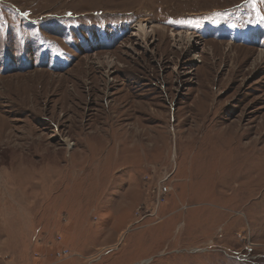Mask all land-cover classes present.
I'll list each match as a JSON object with an SVG mask.
<instances>
[{
    "label": "rangeland",
    "instance_id": "obj_1",
    "mask_svg": "<svg viewBox=\"0 0 264 264\" xmlns=\"http://www.w3.org/2000/svg\"><path fill=\"white\" fill-rule=\"evenodd\" d=\"M260 53L264 0H0V264H264Z\"/></svg>",
    "mask_w": 264,
    "mask_h": 264
},
{
    "label": "bare ground",
    "instance_id": "obj_2",
    "mask_svg": "<svg viewBox=\"0 0 264 264\" xmlns=\"http://www.w3.org/2000/svg\"><path fill=\"white\" fill-rule=\"evenodd\" d=\"M149 23H151L149 19L140 20V21H138L137 24L133 25V29L135 28V31L139 32L142 36L147 37V36H149V35L154 33L153 32L154 29L159 28V27L153 28V26H151L152 27V29H151L150 26H149ZM180 34H182V33H179V34H176V35L180 36ZM133 35H137V33L133 34ZM186 35H187V38H188L190 43H193V44L197 43L196 39L198 38V36L196 35V33L193 34L191 32H188ZM263 55H264L263 53H260L259 57L262 58Z\"/></svg>",
    "mask_w": 264,
    "mask_h": 264
},
{
    "label": "built area",
    "instance_id": "obj_3",
    "mask_svg": "<svg viewBox=\"0 0 264 264\" xmlns=\"http://www.w3.org/2000/svg\"><path fill=\"white\" fill-rule=\"evenodd\" d=\"M162 191L165 193V192L168 191V188H167V187H164V188L162 189Z\"/></svg>",
    "mask_w": 264,
    "mask_h": 264
}]
</instances>
